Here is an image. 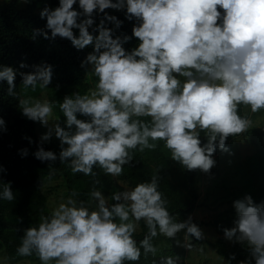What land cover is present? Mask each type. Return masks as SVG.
<instances>
[{
  "label": "clouds",
  "instance_id": "clouds-1",
  "mask_svg": "<svg viewBox=\"0 0 264 264\" xmlns=\"http://www.w3.org/2000/svg\"><path fill=\"white\" fill-rule=\"evenodd\" d=\"M77 2L80 10L74 8ZM107 9L124 11L127 20L136 21L131 36L116 34L123 21ZM97 14L103 17L94 35L89 29ZM39 15L46 25L34 29L32 38L67 39L77 50L91 46L81 67L97 78L87 94L73 92L63 98V126L49 124L48 102L18 100L22 115L47 129L33 155L52 162L49 175L59 159L73 173L96 176L93 169L99 167L105 175L120 176L125 165H132L131 151L155 150L161 141L183 168L209 173L217 149L230 152L228 138L242 135L252 123L240 115V106L252 113L264 110V0H59V6L44 7ZM133 38L138 44L128 51L124 45ZM33 67V72L19 73L21 84L33 91L38 82L48 88L53 66ZM16 77V69L0 65V83L7 82L10 97L16 95ZM0 130L7 131L2 117ZM53 136L60 141L58 155L43 147ZM19 154L27 157L29 150L20 149ZM90 195L97 201L95 210L69 198L36 226L25 228L17 255L35 253L41 264H125L138 262L141 249L145 257L154 256L152 239L158 235L174 239L184 232L185 241L205 238L191 217L177 221L169 212L156 176L111 194V205L95 188ZM14 198L11 182L4 183L0 199ZM233 208L236 218L231 228H223L224 237L250 250V259L238 264H264V201L257 204L246 195ZM140 221L148 233L138 246L134 234ZM178 260L162 257L160 264Z\"/></svg>",
  "mask_w": 264,
  "mask_h": 264
},
{
  "label": "trees",
  "instance_id": "trees-1",
  "mask_svg": "<svg viewBox=\"0 0 264 264\" xmlns=\"http://www.w3.org/2000/svg\"><path fill=\"white\" fill-rule=\"evenodd\" d=\"M36 6L39 11L34 10ZM57 6H59V0H28L27 9L19 8L15 2L0 5V65L11 66L17 70L15 96H8L6 81L0 83V117L6 121L7 128V131L0 130V166L6 170L0 172V192L3 190L4 183L11 182L15 197L12 201L0 199V248L6 249L12 264L26 258L37 257L35 253L31 256H19L17 255V248L21 244L24 229L29 226H36L42 216L50 215L47 196L42 192L41 186L57 174L54 171L52 175H49V164L52 162H41L33 155L38 149L41 136L38 122L30 121L24 117L17 106L18 100L22 99V77L19 73L33 72L35 65H52V82L48 88L44 89L52 98H60L62 101L66 93L78 92L75 85L85 82L88 73H86V68L81 67V63L87 54L93 51L91 46L77 50L70 41L59 37L54 41L45 39L42 35L35 39L32 38L34 29H44L46 25V20L40 18V11L44 7L55 8ZM74 8L80 10L78 2ZM106 12L123 21L122 27L116 32L117 35L120 33L132 35L135 20H127L124 11L107 9ZM102 17L103 14L95 15V24L89 29L90 32H93ZM107 26L115 27L111 23H108ZM75 31L78 35V30ZM93 34L98 33L93 32ZM137 44L138 40L133 38L124 47L131 51ZM22 62L28 67L20 68ZM244 108L243 105L239 108V113L242 116L245 115ZM78 118L87 119L79 115ZM138 119L147 122L151 118L140 117ZM51 120H53L52 117ZM253 133L264 135V129L249 128L243 134L249 136ZM25 137H30L34 142L29 143ZM235 137L228 138L227 147ZM201 139L202 142H207L204 133H201ZM43 147L45 150H52L57 155L59 154L58 149L49 142H45ZM24 148L29 150V154L22 158L19 150ZM261 150H264L263 144ZM219 151L221 150L217 149L216 152ZM130 155L132 165H125L123 173L118 177L135 187L138 183L156 176L159 182V190L164 193L168 201L169 212L175 216L176 220H187L190 212L196 207V201L199 198V192L194 186L198 170L188 171L178 162L172 160L170 151L164 147L162 141L158 143L155 150L146 149L144 152L133 150ZM52 167L64 176L68 191L71 195L75 193L73 196L76 198L77 204L83 201L90 210L92 208L87 201L92 199L90 193L94 188L98 191L105 189L110 196L116 193L113 183H108L99 167L93 169L97 173L96 176L73 173L69 163L61 164L59 159L52 164ZM237 168L242 171V183L241 190L239 193L234 192V197L242 199L246 195H251L257 204L264 201V155H259L250 163L241 162ZM113 203L115 201L110 199V205ZM140 224L143 230L141 232L136 231L134 234L138 246L139 241L148 233L144 222L140 221ZM160 236L152 239L154 246L155 239ZM196 241L205 243L208 240ZM210 244L216 246L225 263L231 260L233 255L236 259L231 260V264H238L241 260L250 259V250L246 245L236 243L230 246L223 238H219L215 243ZM141 253V259L138 262L126 261L125 264H160V259L166 257L157 254L153 256L151 253L145 257L143 249H141ZM252 264H255L254 260Z\"/></svg>",
  "mask_w": 264,
  "mask_h": 264
},
{
  "label": "rangeland",
  "instance_id": "rangeland-1",
  "mask_svg": "<svg viewBox=\"0 0 264 264\" xmlns=\"http://www.w3.org/2000/svg\"><path fill=\"white\" fill-rule=\"evenodd\" d=\"M9 2H15L22 9L28 8V0H0V5ZM34 10L39 11V8L36 6ZM180 79L183 78L181 77ZM96 83L97 78L88 73L85 82L75 86H77V91L84 95L90 89H94ZM71 93H66V95ZM21 95L22 99H38L42 103L48 102L51 104L52 116L49 117V124L54 125L59 122L62 126L64 125L65 118L59 107L62 101L60 98H52L46 92V89L40 87L39 82L35 91L30 87L25 88L21 84ZM244 114L252 121L249 128L259 127L264 129V110L252 113L250 108L245 107ZM51 117L53 120H51ZM38 127L40 136L47 131L39 122ZM49 143L60 151V141L56 137L52 138ZM262 144L264 145V135H259L258 133H253L249 136L247 134L237 136L228 145L230 152L219 151L214 154L216 165L209 173L198 170L194 186L199 192V198L189 217L203 230L204 239L208 241L200 243L194 237H189L185 241L184 232L179 233L174 239H168L161 235L155 239L156 254L158 256H171L174 259L179 257L177 264H226L224 258L218 253L216 246L210 243H215L219 238L225 239L223 228H231L233 226V221L236 218L233 202L238 199L234 197V192L239 193L242 183V171L237 167L241 162L250 163L251 160L256 159L259 155H264V150H261ZM55 172L57 174L49 178L41 186L42 192L47 196L48 208L51 212L59 204L66 203L69 198L76 201V198L67 189L64 176L59 171L55 170ZM105 178L109 184L113 183L116 192L133 188L127 181L120 179L118 176L105 175ZM100 192L104 194L107 203L110 205V199L108 198L110 195L107 190L103 189ZM87 202L92 210H95L97 201L92 198ZM142 230L143 227L139 222L136 231L141 232ZM177 240L180 241L179 244H177ZM225 240L230 246L236 244V242ZM185 243L190 244L191 248L183 246ZM0 264H12L4 248H0ZM16 264H41V262L38 257H33L23 259Z\"/></svg>",
  "mask_w": 264,
  "mask_h": 264
}]
</instances>
